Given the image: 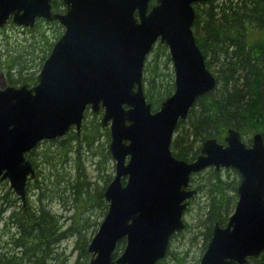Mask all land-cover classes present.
I'll list each match as a JSON object with an SVG mask.
<instances>
[{
  "label": "water",
  "instance_id": "95a60500",
  "mask_svg": "<svg viewBox=\"0 0 264 264\" xmlns=\"http://www.w3.org/2000/svg\"><path fill=\"white\" fill-rule=\"evenodd\" d=\"M0 0V26L58 20L64 30L34 84L0 87V180L25 204L34 177L26 154L40 141L80 132L86 109L108 127L114 175L103 196L107 209L87 245L86 264H156L196 193L190 176L207 167L234 168L237 199L224 225L215 222L198 264H249L264 251V143L250 144L228 128L220 142L205 139L192 160L170 149L174 130L196 98L211 91L208 69L192 30L194 4L209 0ZM153 1V2H152ZM152 2V3H151ZM167 48L173 90L152 109L143 92V67L156 43ZM120 253L114 256L117 243Z\"/></svg>",
  "mask_w": 264,
  "mask_h": 264
},
{
  "label": "trees",
  "instance_id": "16d2710c",
  "mask_svg": "<svg viewBox=\"0 0 264 264\" xmlns=\"http://www.w3.org/2000/svg\"><path fill=\"white\" fill-rule=\"evenodd\" d=\"M194 10L193 34L215 86L196 98L176 125L170 149L184 160L194 159L207 138L222 142L228 128L239 131L246 144L259 132L264 143V0H209L194 4ZM44 41L5 40L7 57L0 68L6 84L35 82V71L28 73L40 69ZM46 45L50 50L52 44ZM142 84L152 109L172 92L173 71L164 44L157 42L148 54ZM100 117L101 112L86 109L79 133L71 128L62 137L39 142L26 155L35 173L26 183L25 204L10 188L1 197L0 234L5 240L0 241V264H61L60 243L70 238L76 253L72 264L87 263V245L107 209L103 192L114 174L109 129L101 126ZM190 183L197 191L190 200L191 230L185 222L171 237L160 264L186 263L191 251L198 264L214 223L224 225L233 211L239 183L235 169L207 167L192 174ZM189 209L188 204L185 211ZM187 231H192L188 248L177 250L175 243L184 240ZM123 244L117 243L114 256ZM249 264H264V251Z\"/></svg>",
  "mask_w": 264,
  "mask_h": 264
},
{
  "label": "rangeland",
  "instance_id": "374dc122",
  "mask_svg": "<svg viewBox=\"0 0 264 264\" xmlns=\"http://www.w3.org/2000/svg\"><path fill=\"white\" fill-rule=\"evenodd\" d=\"M55 24H48V23H40L37 26H34L32 29H28V30H22L21 28H17L16 26H12V25H7L6 27L3 28V30L0 31V62L3 61L4 58L7 57L6 52H7V47L5 45V40L9 39V41H13L14 40H24L25 38L27 40H34L40 37V39H44L45 37V43L43 42V49H45V52H43L44 55H48L49 51L48 50V45H46V41H48V43L53 44L54 41L56 40V35H57V30L55 31ZM12 42V43H13ZM20 43L19 41L17 42V44ZM46 53V54H45ZM41 54V58L44 56ZM45 56V57H46ZM45 57L43 59H45ZM41 58L39 57L36 64L39 63V61L41 60ZM39 68L35 67L34 69L32 68L31 70H29L28 74H32L34 71V76L37 75ZM8 84H6L5 80H4V74H3V69L0 68V87L6 86ZM112 164H114V162L112 161ZM91 167V166H90ZM58 169L61 170V167L58 166ZM101 184V183H100ZM9 188L8 185V181L7 180H0V202H1V197L2 195L7 191V189ZM13 193V192H12ZM14 194V193H13ZM198 199V198H197ZM198 201V200H197ZM189 211H187L184 214V220L185 222H187L190 225V229L191 230V226H192V214H193V209L192 206L189 205ZM61 212V211H59ZM3 212H0V214H2ZM68 214V213H66ZM93 218V217H92ZM102 220V219H101ZM3 230V226H2V222H0V233ZM190 234H192V231H187L185 239L181 240V242H179L178 244L175 243V248L177 250H185L188 248L189 244H188V237H190ZM4 235V234H3ZM2 234H0V241L4 242V236ZM3 236V237H2ZM72 241L73 239H67V240H63L62 243H60V251L61 249L64 250V261L61 260L60 263L63 264V262H65V256H69V254H71L70 256V260L68 261L67 264H72L75 257H76V253L71 251L72 249ZM3 246V245H2ZM195 253V252H194ZM192 251L189 255V257L186 259V264H195V258H196V254H194ZM194 254V255H193Z\"/></svg>",
  "mask_w": 264,
  "mask_h": 264
},
{
  "label": "flooded vegetation",
  "instance_id": "af4514ba",
  "mask_svg": "<svg viewBox=\"0 0 264 264\" xmlns=\"http://www.w3.org/2000/svg\"><path fill=\"white\" fill-rule=\"evenodd\" d=\"M50 2V9H51V11L52 12H54V13H63V12H65V10H66V7H65V4L63 3V0H50L49 1ZM39 22L40 23H48V24H55L54 26L56 27L55 28V31L57 30V35H56V40L59 38V36L62 34V32H63V30H64V28H63V26L59 23V21L58 20H47V19H45V18H36V20H35V22H34V25L33 26H23V25H18V24H16V23H14L13 21H12V19H11V16L9 17V19L2 25V26H0V31L1 30H3V28L4 27H6L7 25H12L13 27L14 26H16L17 28H21L22 30H30V29H32L34 26H37L38 24H39ZM50 50H51V48H50ZM50 52V51H49ZM189 161V160H188ZM222 168H226V167H222ZM228 168V167H227ZM229 168H231V167H229ZM206 169V168H205ZM234 169V168H233ZM204 170V169H203ZM202 171V170H201ZM200 172V171H199ZM197 173V172H196ZM189 188H194L195 190H196V188L195 187H193L192 186V184L190 183V180H189ZM196 193H197V191H196ZM195 193V194H196ZM194 194V195H195ZM192 199V197L189 199V205H191L190 204V200ZM237 199V198H236ZM187 208V207H186ZM186 210V209H185ZM187 211H184V214L186 213ZM183 217H184V215H183ZM183 220H184V218H183ZM184 222H185V220H184ZM161 262L160 261H158L156 264H160ZM163 264H166V263H163ZM179 264H186V263H179Z\"/></svg>",
  "mask_w": 264,
  "mask_h": 264
}]
</instances>
